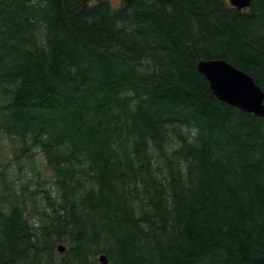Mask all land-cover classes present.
<instances>
[{"label":"trees","instance_id":"16d2710c","mask_svg":"<svg viewBox=\"0 0 264 264\" xmlns=\"http://www.w3.org/2000/svg\"><path fill=\"white\" fill-rule=\"evenodd\" d=\"M215 59L264 93V0H0V264H264V118Z\"/></svg>","mask_w":264,"mask_h":264},{"label":"water","instance_id":"95a60500","mask_svg":"<svg viewBox=\"0 0 264 264\" xmlns=\"http://www.w3.org/2000/svg\"><path fill=\"white\" fill-rule=\"evenodd\" d=\"M227 2L237 10H245L249 8L251 0H227ZM196 68L220 102L264 118V93L245 72L220 59L201 60ZM57 251L62 253L64 248L58 246ZM98 261L100 264H108L103 254L99 256Z\"/></svg>","mask_w":264,"mask_h":264},{"label":"rangeland","instance_id":"374dc122","mask_svg":"<svg viewBox=\"0 0 264 264\" xmlns=\"http://www.w3.org/2000/svg\"><path fill=\"white\" fill-rule=\"evenodd\" d=\"M96 2L97 0H90L91 5L95 4ZM108 3L112 8H116L121 4V0H108ZM38 166H40L41 169L43 168L41 163L38 164ZM33 217L34 218L32 219V221H36L37 220L36 215H33Z\"/></svg>","mask_w":264,"mask_h":264}]
</instances>
